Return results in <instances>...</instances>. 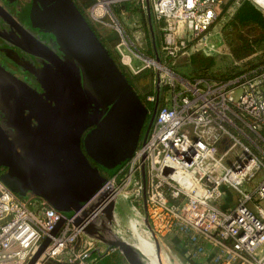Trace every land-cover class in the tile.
I'll return each instance as SVG.
<instances>
[{
  "label": "built area",
  "instance_id": "2783aa9c",
  "mask_svg": "<svg viewBox=\"0 0 264 264\" xmlns=\"http://www.w3.org/2000/svg\"><path fill=\"white\" fill-rule=\"evenodd\" d=\"M226 1L96 0L91 16L101 22L109 7L124 2L149 8L161 25L162 52L175 59L194 51V40L197 50L210 52L204 35ZM246 1L264 15V0H236L233 6ZM179 80L177 89L171 84L131 158L72 217L62 216L41 198L21 199L0 181V264H28L45 241L34 264H94L112 249L103 248L82 228L119 198L129 203L131 223L147 220L153 241L177 231L193 245L203 242L216 250L211 258L215 264H264V209L257 204H264V178L252 193L243 190L264 164L238 138L251 142L245 130L257 135L264 129V67L228 81ZM230 195L234 201L227 200ZM98 197L89 217L76 226L75 220ZM196 253H203V247Z\"/></svg>",
  "mask_w": 264,
  "mask_h": 264
},
{
  "label": "water",
  "instance_id": "95a60500",
  "mask_svg": "<svg viewBox=\"0 0 264 264\" xmlns=\"http://www.w3.org/2000/svg\"><path fill=\"white\" fill-rule=\"evenodd\" d=\"M31 1L33 28L52 34L62 57L36 43L33 55L50 64L41 80L44 93L9 88L0 92V98L17 103L9 117L15 136L10 139L0 127V168L6 169L0 181L14 193L25 191L45 200L58 213L68 211L70 218L105 184L104 174L117 173L131 158L148 111L72 0ZM148 13L150 19L149 8ZM158 104L157 93L142 141ZM100 200L82 212L76 226ZM82 230L117 249L127 264H150L135 247L133 235L123 229L114 200ZM47 243L28 264L35 263Z\"/></svg>",
  "mask_w": 264,
  "mask_h": 264
},
{
  "label": "rangeland",
  "instance_id": "374dc122",
  "mask_svg": "<svg viewBox=\"0 0 264 264\" xmlns=\"http://www.w3.org/2000/svg\"><path fill=\"white\" fill-rule=\"evenodd\" d=\"M91 1L92 3L87 10L88 18L92 23L100 26L102 31L109 32L116 37L117 42L113 50L121 65L136 75L142 71L150 73L149 87L152 94L146 96L153 98V101L149 102L150 107L153 106L157 93L159 94V106L165 104V98L169 95L171 84L176 86V89L178 88L179 77L188 80L206 78L211 81H225L222 79L228 77V80H231L264 67V31L255 24L240 26L236 23L239 10L244 4H250L248 1L240 3L237 8L233 6L236 0L225 2L223 12L221 11L215 23L204 35L208 40V45L211 46L210 52L206 51L204 54L202 50H197L199 46L194 47L197 44V40H194L190 43V47L192 46L194 51L189 50L186 54L175 59L166 57L162 52L163 38L161 32L151 13L149 19L147 10L142 9L134 2H124L109 7L101 22H96L91 16V9L96 0ZM127 4L130 5L128 9L123 6ZM259 13L264 17L261 12ZM155 41L157 48L154 45ZM60 56H62L61 52ZM174 78L178 81H173ZM228 80L226 79V81ZM147 126L144 125V131ZM245 133L252 140L251 142L245 137L239 136L238 138L250 146L252 153L262 159L264 164V129L258 132L259 135H253L248 130H245ZM143 136L144 132L140 136L139 143ZM230 159H233V155L230 156ZM110 176L112 175L104 174L105 179ZM263 178L264 170L258 172L250 183H246L243 190L252 193L253 188ZM230 193L234 197L236 196L233 191ZM15 194L21 199L30 196L25 191ZM254 204H256V200ZM257 204L264 209L262 202L257 201ZM233 205L230 203L229 207L231 208ZM248 206L253 209L252 203H249ZM115 208L122 222H124L122 224L123 229L127 230L128 225H125L129 212L127 203L119 198ZM60 214L68 217L71 213L65 211ZM132 240L134 241V238ZM161 259L166 263V257L161 256Z\"/></svg>",
  "mask_w": 264,
  "mask_h": 264
},
{
  "label": "flooded vegetation",
  "instance_id": "af4514ba",
  "mask_svg": "<svg viewBox=\"0 0 264 264\" xmlns=\"http://www.w3.org/2000/svg\"><path fill=\"white\" fill-rule=\"evenodd\" d=\"M31 6V0H0V92L9 88L19 92L28 90L37 95L44 93L41 80L46 78L50 64L33 55L38 51L36 43L62 57L53 35L47 31L33 28L30 20ZM16 104L11 97L0 98V127L10 139L15 135L9 123V117ZM153 106L151 109L145 106L148 111L146 126L151 120ZM25 114L27 113L25 112ZM31 125L35 127L36 123L31 121ZM142 130L145 132L144 129ZM81 150L84 153L82 142ZM90 163L93 166L91 161ZM4 174H6V169L0 168V176ZM127 230L131 234L139 235L141 225L130 222Z\"/></svg>",
  "mask_w": 264,
  "mask_h": 264
},
{
  "label": "trees",
  "instance_id": "16d2710c",
  "mask_svg": "<svg viewBox=\"0 0 264 264\" xmlns=\"http://www.w3.org/2000/svg\"><path fill=\"white\" fill-rule=\"evenodd\" d=\"M76 8L79 10L81 15L86 19L87 23L89 24L90 28L96 35V37L99 39V41L103 44L107 52L109 53L110 57L112 60L115 62L127 82L131 85L133 90L136 92L140 100L144 103V105L148 108L151 109V104L147 102L146 96L151 95L150 91V80H151V75L149 72L142 71L141 73H138L137 75L134 73H131L127 71L119 62L118 57L115 55L114 52V47L116 45L117 39L114 35H111L109 32H104L102 31L101 27L98 25H95L92 23L87 14V10L90 7L92 1L91 0H72ZM127 9L130 7V5H123ZM155 22V21H154ZM236 23L239 24L240 26H246L250 24H255L261 27V29L264 31V17L256 11L250 4H244L243 7L238 12V18L236 20ZM158 25V28L161 32V25L156 23ZM154 27V26H153ZM155 47L157 48V43L155 41L154 43ZM231 78V77H229ZM206 79V78H204ZM228 80V77L223 78L222 80ZM95 167V165L93 164ZM98 263V262H97ZM96 263V264H97Z\"/></svg>",
  "mask_w": 264,
  "mask_h": 264
},
{
  "label": "crops",
  "instance_id": "0c3cea01",
  "mask_svg": "<svg viewBox=\"0 0 264 264\" xmlns=\"http://www.w3.org/2000/svg\"><path fill=\"white\" fill-rule=\"evenodd\" d=\"M257 135H259V133ZM227 200L234 201V197L230 195L228 196ZM126 203L129 209V203L128 202ZM219 204L223 205L222 207L228 206V205H224V202H220ZM115 212L120 223L123 224L124 222H122V219L118 215L117 211ZM130 216H131V212H128L125 225H128ZM157 244L159 247L158 249L160 251V255H162V257H166L175 264H215L211 260V258L216 253V250L212 249L207 243H203V242H200L198 245H193L192 243H190L188 236L183 235L177 231H173L171 233L164 235V237L160 238L159 241L157 240ZM102 247L108 248L104 244H102ZM198 247H203V253L200 254L196 253ZM96 263L97 264H127L126 260L117 249L110 250L109 255H101L95 260L94 264Z\"/></svg>",
  "mask_w": 264,
  "mask_h": 264
},
{
  "label": "bare ground",
  "instance_id": "6f19581e",
  "mask_svg": "<svg viewBox=\"0 0 264 264\" xmlns=\"http://www.w3.org/2000/svg\"><path fill=\"white\" fill-rule=\"evenodd\" d=\"M132 216L129 217V222ZM141 231L140 234H134L132 233L135 241V247L138 249V251L145 256L150 264H175L169 259L166 258V263L162 262L159 247L156 246V243L151 240L148 232H147V225L146 223H141ZM169 257V256H168ZM175 262V261H174Z\"/></svg>",
  "mask_w": 264,
  "mask_h": 264
}]
</instances>
